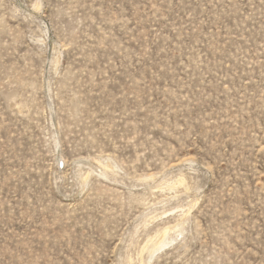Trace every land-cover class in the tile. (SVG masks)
I'll use <instances>...</instances> for the list:
<instances>
[{
    "label": "rangeland",
    "instance_id": "obj_1",
    "mask_svg": "<svg viewBox=\"0 0 264 264\" xmlns=\"http://www.w3.org/2000/svg\"><path fill=\"white\" fill-rule=\"evenodd\" d=\"M0 264H264V0H0Z\"/></svg>",
    "mask_w": 264,
    "mask_h": 264
},
{
    "label": "bare ground",
    "instance_id": "obj_2",
    "mask_svg": "<svg viewBox=\"0 0 264 264\" xmlns=\"http://www.w3.org/2000/svg\"><path fill=\"white\" fill-rule=\"evenodd\" d=\"M165 230H166V229H165ZM160 235H161V234H160ZM162 241H163V240H162ZM162 241H161V242H162ZM158 242H159V241H157V243H158ZM161 242H160V244H161ZM157 243H155V244H157ZM158 245H159V244H158ZM148 248H149V247H148ZM151 253H152V252H151Z\"/></svg>",
    "mask_w": 264,
    "mask_h": 264
}]
</instances>
